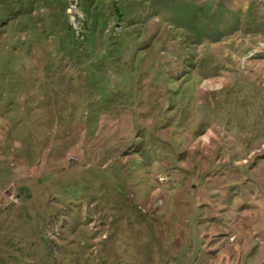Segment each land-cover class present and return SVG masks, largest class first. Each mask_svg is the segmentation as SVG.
<instances>
[{"label":"rangeland","instance_id":"rangeland-1","mask_svg":"<svg viewBox=\"0 0 264 264\" xmlns=\"http://www.w3.org/2000/svg\"><path fill=\"white\" fill-rule=\"evenodd\" d=\"M0 264H264V0H0Z\"/></svg>","mask_w":264,"mask_h":264}]
</instances>
